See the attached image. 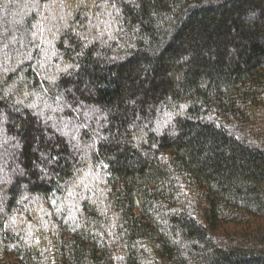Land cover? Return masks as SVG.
I'll return each mask as SVG.
<instances>
[{
    "label": "trees",
    "instance_id": "1",
    "mask_svg": "<svg viewBox=\"0 0 264 264\" xmlns=\"http://www.w3.org/2000/svg\"><path fill=\"white\" fill-rule=\"evenodd\" d=\"M0 264H264V0H0Z\"/></svg>",
    "mask_w": 264,
    "mask_h": 264
},
{
    "label": "snow or ice",
    "instance_id": "2",
    "mask_svg": "<svg viewBox=\"0 0 264 264\" xmlns=\"http://www.w3.org/2000/svg\"><path fill=\"white\" fill-rule=\"evenodd\" d=\"M114 6V5H113ZM36 27H39V26H36ZM65 27H67V25L65 24ZM35 35V34H34ZM30 107H35V105H31Z\"/></svg>",
    "mask_w": 264,
    "mask_h": 264
}]
</instances>
